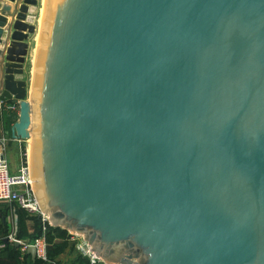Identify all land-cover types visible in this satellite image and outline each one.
<instances>
[{"label":"water","instance_id":"1","mask_svg":"<svg viewBox=\"0 0 264 264\" xmlns=\"http://www.w3.org/2000/svg\"><path fill=\"white\" fill-rule=\"evenodd\" d=\"M4 1L0 102L50 225L108 264H264V0H45L29 100L39 2Z\"/></svg>","mask_w":264,"mask_h":264},{"label":"built area","instance_id":"2","mask_svg":"<svg viewBox=\"0 0 264 264\" xmlns=\"http://www.w3.org/2000/svg\"><path fill=\"white\" fill-rule=\"evenodd\" d=\"M19 113V101L14 100L12 102H0V114L7 119H12V124L18 120ZM6 121V119L3 118ZM9 132V131H8ZM17 139V138H15ZM12 135L2 131L0 132V203H8L16 207H20L25 210L28 215H37L40 217L43 224V233L34 237L31 241H23L22 239L9 236L6 240H0V248L5 245V242L14 244L19 242V246L22 252L27 251V247L31 246L36 249V258L45 262L48 260V241L46 238V225L50 226L49 215L44 212L38 199H36L34 191V182L31 178V170L27 161V153L22 155L21 163L16 173H11L9 167V161L7 157V148L9 144L15 140ZM22 140V139H20ZM25 141V140H24ZM68 231V235L71 239L78 238L76 247L81 251L82 255L87 257L89 263L99 264L103 262L91 252V247L87 244L82 235ZM104 264H108L103 262Z\"/></svg>","mask_w":264,"mask_h":264},{"label":"rangeland","instance_id":"3","mask_svg":"<svg viewBox=\"0 0 264 264\" xmlns=\"http://www.w3.org/2000/svg\"><path fill=\"white\" fill-rule=\"evenodd\" d=\"M34 24L37 26L38 22L37 20H34ZM36 41L33 40L32 46H35ZM32 77V74L31 76ZM25 79V78H24ZM31 78H29L30 83ZM28 81V80H27ZM28 144H31L30 140L22 141L19 146H16L15 149L12 147L7 154L8 160H9V167L11 166L13 170L16 169V164L18 161V164L21 163L22 155L27 152ZM31 146V145H30ZM8 149V148H7ZM10 167L11 173H14L12 171V168ZM16 173V172H15ZM0 203V216H4L6 219V222L4 224V227L0 223V239H7L9 236L15 237L18 239V230H19V224H18V217L16 210L18 207L14 205H10L8 203ZM43 209V208H42ZM44 210V209H43ZM45 212V211H44ZM29 221V220H28ZM28 228H31L30 231H28ZM23 231L26 233L24 238H22L23 241H31L30 235H33L35 231H33V222L29 221V223L26 226V223L23 224ZM75 239L68 238V241L66 242L65 248L63 251L56 256L55 260L58 261L59 264H84L83 261L80 259L84 257L81 253V251L76 247L78 243V238L74 237ZM21 239V238H20ZM56 242L58 241V237L56 239H51V241H48V250L50 252L56 251ZM20 248V246H19ZM58 250V249H57ZM99 264H104L103 262Z\"/></svg>","mask_w":264,"mask_h":264},{"label":"trees","instance_id":"4","mask_svg":"<svg viewBox=\"0 0 264 264\" xmlns=\"http://www.w3.org/2000/svg\"><path fill=\"white\" fill-rule=\"evenodd\" d=\"M5 119V118H4ZM6 127L9 129L10 125H12V119L9 118L6 120ZM17 216H18V224H19V230H18V237L24 238L26 233L23 231V224L26 223V221L31 220L33 222V231L34 234L30 235L31 240L34 239V237L39 236L43 233L42 228L43 224L41 222V219L39 216L34 215H28L24 209L18 207L16 210ZM46 238L47 241H51V239H56L58 237V241L56 242L55 247L56 251L50 252L48 250V260L50 262L42 261L41 259L35 258L33 261L31 259V256L27 254V252H22L21 249L18 247H15L14 244H10L8 242H5V245L0 248V264H59L57 260H55L56 256H58L66 245V242L68 241V231L63 230L59 227H53L46 225ZM1 240V239H0ZM4 240V239H2ZM1 240V241H2ZM83 261L84 264H91L89 263V260L87 257H82L80 259Z\"/></svg>","mask_w":264,"mask_h":264},{"label":"crops","instance_id":"5","mask_svg":"<svg viewBox=\"0 0 264 264\" xmlns=\"http://www.w3.org/2000/svg\"><path fill=\"white\" fill-rule=\"evenodd\" d=\"M0 2L2 3V4H7V5H11V3H9V2H7V1H4V0H0ZM38 5L37 6H29V9H30V12H29V14L28 15H30V18H28V20H27V22H29V23H34V20H37V22H39V19H40V17H41V15H42V9H43V7H44V0H38ZM38 29H39V27H38V25L36 26V29H35V32L33 33V34H31L30 36H29V40H28V45H29V47H28V55H27V57H26V61H25V63H24V65H23V68H24V70H25V72H24V78L26 79V81H27V83L29 82V78H30V76H31V74H32V70H33V68H32V63H33V57H34V48H35V46H32V43H33V40L34 41H36L37 40V37H38V35H37V33H38ZM4 39V38H3ZM2 47V45L0 44V48ZM18 78V77H17ZM20 78V77H19ZM28 85H29V83H28ZM28 89H29V86H28ZM3 118H5L6 120H8L7 118H6V116H2L1 114H0V132H2V131H5V132H7V133H9L8 131H9V129L6 127V121L5 120H3ZM10 134V133H9ZM11 135V134H10ZM23 140H20V139H15L14 141H12L10 144H9V146H8V151L12 148V147H14V149H15V147L16 146H19V144L22 142ZM8 151H7V154H8ZM9 161V160H8ZM11 167V166H10ZM12 168V167H11ZM18 168H19V164H18V161H17V164H16V169L15 170H13V168H12V171L15 173L17 170H18ZM3 204V203H2ZM5 204V203H4ZM18 217V216H17ZM30 222H31V220H29ZM29 221H26V226H27V224L29 223ZM5 222H6V219L4 218V216H0V223H1V225L4 227V224H5ZM30 229L31 228H28V231H30Z\"/></svg>","mask_w":264,"mask_h":264},{"label":"bare ground","instance_id":"6","mask_svg":"<svg viewBox=\"0 0 264 264\" xmlns=\"http://www.w3.org/2000/svg\"><path fill=\"white\" fill-rule=\"evenodd\" d=\"M45 1V0H44ZM45 4V2H44ZM44 8V7H43ZM43 10V9H42ZM43 12V11H42ZM40 22H41V17L39 19V22H38V27L40 26ZM31 78V77H30ZM30 87L28 89V100L30 98V90H31V80H30ZM31 141V137L28 139ZM27 140V141H28ZM31 145V144H30ZM28 144V149H27V161H28V165L30 166V170H31V178H32V182H34V191H35V196H36V199H38V202L40 204V206L42 207V204H41V201L38 197V190H37V182H35V176H34V171H33V166H32V150H31V146Z\"/></svg>","mask_w":264,"mask_h":264}]
</instances>
